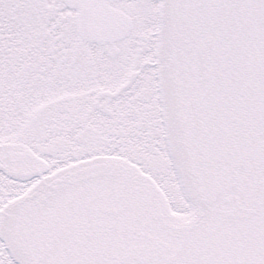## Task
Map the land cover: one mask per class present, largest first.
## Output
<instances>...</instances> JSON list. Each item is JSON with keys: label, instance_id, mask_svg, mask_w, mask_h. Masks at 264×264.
Returning <instances> with one entry per match:
<instances>
[{"label": "snow or ice", "instance_id": "snow-or-ice-1", "mask_svg": "<svg viewBox=\"0 0 264 264\" xmlns=\"http://www.w3.org/2000/svg\"><path fill=\"white\" fill-rule=\"evenodd\" d=\"M0 264H264V0H0Z\"/></svg>", "mask_w": 264, "mask_h": 264}]
</instances>
